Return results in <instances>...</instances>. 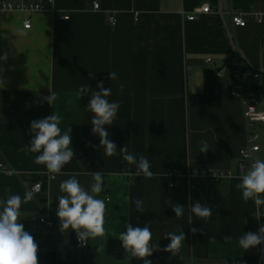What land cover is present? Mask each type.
<instances>
[{
	"label": "crops",
	"instance_id": "crops-1",
	"mask_svg": "<svg viewBox=\"0 0 264 264\" xmlns=\"http://www.w3.org/2000/svg\"><path fill=\"white\" fill-rule=\"evenodd\" d=\"M95 2L99 10L94 9ZM206 4L210 14L188 20ZM232 9L256 14L263 21L234 27ZM28 18L31 29L24 27ZM236 50L249 72L260 74L259 79L250 76L251 87L260 84L264 0H53L48 10L30 16L15 11L0 14V57L7 55L6 60L0 59L4 81L0 85V199L9 195L5 186L23 198L33 185L32 178L49 180L47 205L38 198L22 203L20 209L19 222L38 244L39 264H48L52 254L61 255L66 264H142L128 254L124 260L110 255L108 244L120 241L126 224L143 227L145 223L161 249L170 242L164 234L182 226L186 234L182 254L189 264H229L247 257H258L259 262L262 245L248 250L238 245L244 233L258 231L261 220L260 208L252 200L245 202L235 187L248 171L240 170L247 141L243 106L230 95L232 81L226 69ZM223 70L220 78L218 72ZM113 71L119 82L109 80L112 95L108 99L119 101L120 109L114 124L106 128L118 154L103 157L99 137L91 132L92 113L84 105L85 95L77 91L82 84L95 91L99 77ZM89 72L94 74L91 79ZM120 83L125 86L123 92ZM51 92L57 97L52 106L43 100ZM256 94L259 110L264 112V96ZM197 95L213 100L192 104L191 97ZM53 112L62 117V132L71 126L76 153L54 179L46 166L34 162L38 154L26 151L32 139L31 121ZM263 127L256 128L259 136ZM201 140L208 142L206 153L199 151ZM261 141L260 137L257 159L263 154ZM126 144L137 160L147 157L152 178L137 175L136 166L119 155V148ZM96 171L104 178V191L97 198L111 197L105 199L108 242L103 246L97 237L80 250L76 233H62L59 228V184L75 175L88 189L90 172ZM210 173L226 176L212 182L205 176ZM137 199L143 202V211L137 210ZM168 200L185 206L183 218H176ZM197 201L212 208L210 221L190 213L188 206ZM44 214L53 222L52 228L41 222ZM193 227L203 231L193 234ZM170 256L157 251L148 259L153 264H181Z\"/></svg>",
	"mask_w": 264,
	"mask_h": 264
},
{
	"label": "clouds",
	"instance_id": "clouds-1",
	"mask_svg": "<svg viewBox=\"0 0 264 264\" xmlns=\"http://www.w3.org/2000/svg\"><path fill=\"white\" fill-rule=\"evenodd\" d=\"M21 35L24 33L21 32ZM7 59V55L0 57ZM3 69L0 68V73ZM94 74L89 72V78ZM110 81L119 82V76L116 72H109L107 76ZM3 79L0 77V85L3 86ZM124 84H119V91L123 92ZM91 94L88 100L86 110L92 113L91 132L99 137V148L103 151V157H113L118 154V146L109 139V132L106 126H111L118 118L120 109L119 101H109L112 95V89L105 87L104 82L98 81L96 90L93 91L89 84H82L77 95ZM55 93L43 97V100L52 106L56 100ZM62 117L53 112L47 117L36 119L30 123V132L32 139L29 143L27 152L37 153L34 162L38 165L46 166L47 171L52 174L54 179L57 175H62V170L75 158V151L72 148V128L69 126L63 131L60 128ZM200 153H206L209 150L207 140H201ZM93 147H96L95 145ZM119 155L130 165L136 166V174H143L147 178L153 177L150 170V163L147 157L141 155L137 160L136 156L129 152L127 144L119 148ZM87 174V173H86ZM92 182L86 189L75 175L62 180L59 184L60 192L57 197L58 206L56 216L59 220V228L62 233L72 230L76 233L78 242L87 245L88 241L95 240L97 237L101 245H107V234L104 227V217L106 211L105 199L111 200V197L105 199L97 198V195L104 191V178L101 171L90 172ZM239 183L235 185L242 192V198L245 202L254 201L259 209L264 206V159H255L250 169L239 177ZM172 187V185H170ZM4 191L9 193L5 199H0V264H39L38 244L34 237L25 230L21 220L22 203H27L33 199V191H27L22 198L20 195L11 194V186H5ZM142 201L137 199L135 205L138 211H143ZM168 203L172 207L177 219H181L185 213V206L173 204L171 200ZM190 213L202 220L210 221L213 210L211 207L200 203L199 201L190 204ZM259 219V216H256ZM125 231L119 234L121 247L129 257L142 261V264H153L151 257L154 252L164 251L170 253L169 259L178 258L181 264H189V258L182 254L186 234L182 226L176 225L175 230L168 231L163 238L170 242L161 249L157 242H153V233L149 223L143 227H133L131 224L125 225ZM192 233L195 234L203 229L193 227ZM231 236L225 237L230 240ZM264 243V224H261L257 232L244 233L238 240V245L242 250L255 248Z\"/></svg>",
	"mask_w": 264,
	"mask_h": 264
},
{
	"label": "built area",
	"instance_id": "built-area-1",
	"mask_svg": "<svg viewBox=\"0 0 264 264\" xmlns=\"http://www.w3.org/2000/svg\"><path fill=\"white\" fill-rule=\"evenodd\" d=\"M40 0L39 3H29L22 0L19 3H12L6 0H0V14L6 15L12 12H20L24 14H28L29 16L38 12H43L49 9L53 0ZM94 9L99 10L100 4L97 2L94 3ZM211 13V8L207 4L195 11V13L188 17L189 21H195L197 19L196 15H206ZM140 15V14H139ZM139 15H137L136 20H139ZM230 17H232V23L234 27L244 28L247 26L249 21H257L262 22L263 18L256 14L247 15L242 12H238L234 9L230 11ZM112 24H116L114 19H111ZM25 29H31L32 22L28 18L24 21ZM212 60H208V63H212ZM245 62L241 56L239 55L238 50L234 53L231 61L226 65V69L230 72V78L232 81V88L230 92L231 97L239 102L241 106H243V115L247 132V141L243 151L242 163L240 166V170L242 173L249 170L252 162L257 159L256 155L261 152V145L259 143L260 137L256 131V128L259 124H264V112L259 110V101L257 98V92L253 90L250 85V80L247 79L250 76L253 79H259L260 74L255 73L251 74L247 68ZM224 75V70L218 72V76L221 78ZM206 177L211 179L212 182L218 181L226 176L223 173H210L205 174ZM52 178V177H51ZM28 191H33V199L37 200L38 195L43 192V185L41 183H35L29 188ZM41 222L47 227L52 228L54 226L53 222L50 220L48 215L44 214L41 218ZM261 254L259 257L258 264H264V243L261 244ZM76 246L80 248V250H86L88 248L87 245H82L78 242L76 237Z\"/></svg>",
	"mask_w": 264,
	"mask_h": 264
},
{
	"label": "trees",
	"instance_id": "trees-1",
	"mask_svg": "<svg viewBox=\"0 0 264 264\" xmlns=\"http://www.w3.org/2000/svg\"><path fill=\"white\" fill-rule=\"evenodd\" d=\"M262 81L260 84H256V85H252V88L259 92V94H261L262 96H264V75H262ZM103 81L104 82V86L105 87H109V80L107 78L106 75H101L99 77V81ZM91 94L85 95L84 97V105L87 106L88 100L90 99ZM213 100V98L211 96H206V95H202V96H192L191 97V103L192 104H209L211 103ZM48 179L47 178H41V177H34L32 178L31 184H35V183H41L43 185V192L42 194L38 195L39 198V202L43 205L46 206L47 205V190H48ZM260 220H261V224H264V206L260 207ZM108 251L109 254L116 257L117 259H123L127 256V254L125 253L124 249L121 247V242L120 241H111L108 244ZM258 263V257H247L244 259H240V260H231L229 261V264H257ZM48 264H66V261L64 260V258L61 255H50L48 258Z\"/></svg>",
	"mask_w": 264,
	"mask_h": 264
},
{
	"label": "rangeland",
	"instance_id": "rangeland-1",
	"mask_svg": "<svg viewBox=\"0 0 264 264\" xmlns=\"http://www.w3.org/2000/svg\"><path fill=\"white\" fill-rule=\"evenodd\" d=\"M260 136L262 138V146H263V154L261 155V159H264V127L260 129Z\"/></svg>",
	"mask_w": 264,
	"mask_h": 264
},
{
	"label": "water",
	"instance_id": "water-1",
	"mask_svg": "<svg viewBox=\"0 0 264 264\" xmlns=\"http://www.w3.org/2000/svg\"><path fill=\"white\" fill-rule=\"evenodd\" d=\"M247 79H250V77L249 78H247ZM252 79V78H251Z\"/></svg>",
	"mask_w": 264,
	"mask_h": 264
}]
</instances>
